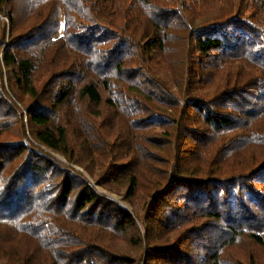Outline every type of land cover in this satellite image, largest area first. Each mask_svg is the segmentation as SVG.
<instances>
[{
	"label": "trees",
	"instance_id": "obj_1",
	"mask_svg": "<svg viewBox=\"0 0 264 264\" xmlns=\"http://www.w3.org/2000/svg\"><path fill=\"white\" fill-rule=\"evenodd\" d=\"M0 264H264V0H0Z\"/></svg>",
	"mask_w": 264,
	"mask_h": 264
},
{
	"label": "rangeland",
	"instance_id": "obj_2",
	"mask_svg": "<svg viewBox=\"0 0 264 264\" xmlns=\"http://www.w3.org/2000/svg\"><path fill=\"white\" fill-rule=\"evenodd\" d=\"M188 1H189V0H185V2H187V3H188ZM25 136L27 137V139H28V141H29V143H30L31 145H32V144H33L34 146L37 145V143L34 142V140L32 139V137H31L30 134H28L27 132H25ZM41 149H44V148L41 147ZM44 150H45V149H44ZM51 154L54 155V156H55L58 160H60L61 162H65L64 158H63L61 155H59V154H55V153H53V152H52ZM75 168L81 171V168H80V167L75 166ZM97 188H98V190H99L100 192H103V193H105V194H108V195H110V196H112V197H114V198H116V199L119 198V197L116 196L115 194L110 193V192H107V191L104 190L102 187H97ZM120 202H121L122 204H124L126 207L129 208V206H128L127 203H124L123 201H120ZM141 204H142V202L139 201L138 199L135 201V205H136L138 211H140V209H141Z\"/></svg>",
	"mask_w": 264,
	"mask_h": 264
}]
</instances>
